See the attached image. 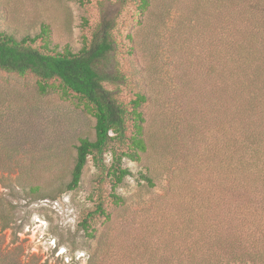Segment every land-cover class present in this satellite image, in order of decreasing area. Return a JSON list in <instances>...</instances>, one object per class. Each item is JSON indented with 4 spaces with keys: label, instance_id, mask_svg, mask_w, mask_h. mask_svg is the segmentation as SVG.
<instances>
[{
    "label": "trees",
    "instance_id": "trees-1",
    "mask_svg": "<svg viewBox=\"0 0 264 264\" xmlns=\"http://www.w3.org/2000/svg\"><path fill=\"white\" fill-rule=\"evenodd\" d=\"M130 1L141 13L152 3ZM193 5L194 22L182 23L169 37L168 79L154 82L162 110L174 100L159 133L146 126L142 107L151 94L145 76L143 88L127 101L108 87L126 83L128 76L106 68L117 47L107 22L77 50L52 45L46 23L20 38L0 29V69L33 74L41 93L58 82L95 118L94 138L81 137L75 147L67 190L79 185L90 159L99 181L110 182L112 203L121 206L124 197L115 188L131 174L122 158L141 161L149 146L175 147L176 172L168 169L161 200L151 206L155 214L133 216L125 246L102 247L107 226L100 231L95 220L110 222L111 214L97 196L80 222L98 243L88 264H264V0H196ZM126 36L131 43L126 52L135 55L134 37ZM171 124L175 133L165 132ZM139 176L155 186L148 172ZM15 222V206L0 196V232ZM21 254L19 246L0 244V264H39L35 255L22 260Z\"/></svg>",
    "mask_w": 264,
    "mask_h": 264
},
{
    "label": "rangeland",
    "instance_id": "rangeland-1",
    "mask_svg": "<svg viewBox=\"0 0 264 264\" xmlns=\"http://www.w3.org/2000/svg\"><path fill=\"white\" fill-rule=\"evenodd\" d=\"M195 1L152 0L149 10L141 13L130 0H0V29L20 38L36 34L46 23L52 45L61 48L68 44L77 50L84 38L90 40L93 31L107 22L117 47L106 68L122 70L128 76L126 83L108 87L127 101L133 91L143 88L145 76V88L151 94L142 107L146 126L159 133L163 130L160 120L169 118L174 100L162 110L154 82L168 79V67L173 68L167 49L169 37L182 23L194 22ZM128 33L137 45L135 55L126 52L131 44ZM143 65L146 70L142 71ZM55 83L41 93L33 74L0 69V196L15 206L16 218L15 226L0 232V244L8 249L19 246L22 260L35 255L39 264H88L98 243L85 235L80 222L94 208L97 196L104 199L111 214L110 222L104 217L95 220L98 230L107 226L102 247L125 246L133 230L131 219L135 214L140 220L155 214L151 206L161 200L167 171L176 172L178 162L172 144L171 149L149 146L141 161L123 157L122 165L131 174L115 188L124 197L121 206L112 203L111 184L99 181L90 159L79 185L67 190L75 147L81 137L94 138L95 118L78 97L65 94ZM164 131L175 133L174 124ZM112 146L119 147L118 143ZM110 159L106 152L104 161L109 164ZM140 172H148L155 186L148 187ZM35 185L40 186L39 191L31 190Z\"/></svg>",
    "mask_w": 264,
    "mask_h": 264
}]
</instances>
